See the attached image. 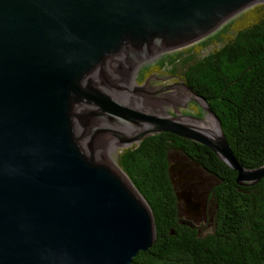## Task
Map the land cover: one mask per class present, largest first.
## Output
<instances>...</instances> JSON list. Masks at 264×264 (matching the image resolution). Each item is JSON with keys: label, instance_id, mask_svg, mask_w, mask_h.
Instances as JSON below:
<instances>
[{"label": "water", "instance_id": "water-1", "mask_svg": "<svg viewBox=\"0 0 264 264\" xmlns=\"http://www.w3.org/2000/svg\"><path fill=\"white\" fill-rule=\"evenodd\" d=\"M260 3L0 0V264H130L154 244L153 211L104 155L108 143L124 149L169 132L211 148L238 172L239 184L264 177V164L249 169L239 161L206 98L180 77L220 134L190 122L205 120L199 116L146 112L117 95L131 91L143 100L154 76L138 83L143 64ZM189 167L170 163V179L197 220L194 191L177 185Z\"/></svg>", "mask_w": 264, "mask_h": 264}, {"label": "trees", "instance_id": "trees-1", "mask_svg": "<svg viewBox=\"0 0 264 264\" xmlns=\"http://www.w3.org/2000/svg\"><path fill=\"white\" fill-rule=\"evenodd\" d=\"M211 44L219 45L201 57L193 52ZM161 71L180 77L206 98L245 167L264 164V3L185 50L144 65L137 80ZM174 152L203 164L218 179L211 232L203 233L180 214L169 172ZM118 164L147 199L157 229L154 244L130 264H264V177L239 184L238 172L211 148L169 132L122 149Z\"/></svg>", "mask_w": 264, "mask_h": 264}, {"label": "rangeland", "instance_id": "rangeland-1", "mask_svg": "<svg viewBox=\"0 0 264 264\" xmlns=\"http://www.w3.org/2000/svg\"><path fill=\"white\" fill-rule=\"evenodd\" d=\"M193 45V44H191ZM189 45V46H191ZM219 44H211L208 45L207 47H204L201 51H198L197 48L193 47V52H195V54H197V57H201L205 54H207L210 50H212L214 47L218 46ZM188 47V46H186ZM178 50H185V47L178 49ZM175 50V51H178ZM197 50V51H195ZM175 51H170V52H166L163 53L161 55H159L158 57H153L150 60H148L147 63L143 64H151L154 63L158 58L162 57L163 55L167 54V53H172ZM186 54H189L186 52ZM142 66V67H143ZM141 67V68H142ZM140 68V69H141ZM140 69L136 74V78L138 79V76L140 74ZM167 69V68H165ZM132 81V79H130ZM181 79L178 76H172L169 73L165 72V71H161V72H155L154 76L149 80L148 82V87H146L147 93L143 92V95L141 98H143V102L144 104L142 105L144 110L146 112H155V113H159V114H163V112L165 113L166 111H171L174 112L175 109H180L184 114H188V115H195V116H199L202 119H205L202 122H193L195 124H198L199 126H202L206 129H209L213 132H218V126H217V122L214 119L213 115L210 114V112H208L204 107L202 101H196L194 100V98H196V96L189 90L187 89L185 86L181 85V84H177L178 82H180ZM133 82V81H132ZM139 83V82H138ZM139 84H145L144 81H142ZM127 94H132V97H137L135 95V93L131 92V91H126ZM125 92H120L117 93L118 98H120V100L125 101ZM178 94V95H176ZM180 94V95H179ZM171 95L170 97L177 96L176 98H172L174 100H176L175 102L171 103V102H165L163 101L162 104V108L160 107H153L150 102L153 98H158V100H163L168 98V96ZM132 99V98H131ZM157 100V101H158ZM194 101L196 102V105L194 103ZM156 102V101H155ZM126 105L128 106H132L131 103L126 102ZM136 108V107H133ZM140 109V108H137ZM142 110V109H140ZM142 110V111H144ZM206 123V126H204L203 124ZM213 125V127L210 126V124ZM124 132L129 133V131L122 129ZM217 130V131H215ZM137 144V143H134ZM133 144V145H134ZM122 150V147H115L111 150V159L118 164V155L119 152ZM105 155V154H104ZM190 161L189 158H187L186 156H184V154L182 153H177L174 152L172 154V158H171V163L173 164H177V163H188ZM119 166V165H118ZM190 170V169H189ZM199 174L193 173L191 172V174H195L197 176L196 180H199V178L204 177L206 179V183L204 185L203 193L202 194H196V189L193 186H186V189H192L195 193L194 195V201L196 202H200V212L202 213L201 216L195 220L193 217H190L186 211L184 210V202L183 200L180 202V214L184 219H188L193 221L194 223H196V225L198 227H200L201 231L203 233H208L211 232L213 230V226H214V221H215V215H216V201L214 198V194H213V188L214 186L217 184L218 179L215 176L210 175L208 172L206 171H199ZM200 176V177H199ZM199 177V178H198ZM202 183V181H201ZM178 185V182H177ZM208 191V195L206 194Z\"/></svg>", "mask_w": 264, "mask_h": 264}, {"label": "flooded vegetation", "instance_id": "flooded-vegetation-1", "mask_svg": "<svg viewBox=\"0 0 264 264\" xmlns=\"http://www.w3.org/2000/svg\"><path fill=\"white\" fill-rule=\"evenodd\" d=\"M154 74H155V72L151 73L147 78H149L150 76H152ZM146 79L144 80V82L146 81ZM176 95H178V94H176ZM170 96L171 95H169L168 97H170ZM174 97L176 98L177 96H174ZM194 103L196 105L195 101H194ZM188 163L190 164V167H189L190 170L188 169V171H186L185 173L182 174V176H181L182 180L178 181V189H186V186L189 185V186L195 187V189L197 191L196 194H202L203 193L202 189L204 188V185L206 183V179L204 177H202V179H201V177L199 176L200 177V178L198 177L199 180H187L186 179V178H188L187 174H191V172H193V173H196V174L200 175L199 171H202V172L206 171L212 176H215V175L212 174L211 172H209L208 168L206 166H204L203 164H200V163H198V162H196L194 160H190ZM201 181H202V183H201ZM206 194L207 195L209 194L208 191H207ZM184 210L187 212V210L185 208H184Z\"/></svg>", "mask_w": 264, "mask_h": 264}, {"label": "bare ground", "instance_id": "bare-ground-1", "mask_svg": "<svg viewBox=\"0 0 264 264\" xmlns=\"http://www.w3.org/2000/svg\"><path fill=\"white\" fill-rule=\"evenodd\" d=\"M132 79V81L134 82V77L133 78H131ZM125 95V102H129V103H131L132 105H134V106H136V107H141L143 104H144V102H143V100H141L140 98H136V97H132L133 95H131V94H127V93H125L124 94ZM132 98V99H131ZM172 98H174V96H172V97H168V98H166V99H163V100H161V102H160V100H158V98H153L152 100H151V102H150V104L153 106V107H160V108H162L163 106H162V102L163 101H165V102H171V103H173V102H175L176 100H174V99H172ZM158 100V101H157ZM156 101V102H155ZM177 102V101H176ZM143 107V106H142ZM163 109V108H162ZM214 117V116H213ZM215 119V118H214ZM190 120V122H202V121H195V120H191V119H189ZM216 120V119H215ZM217 122V121H216ZM210 124V123H209ZM204 126H206V123L205 124H203ZM210 126L211 127H213V125H211L210 124ZM217 126H218V132H214V133H216V134H220V129H219V125H218V122H217ZM206 127H208V126H206ZM209 128V127H208ZM215 131H217V130H215ZM118 146V144H116V143H108L106 146H105V148H104V154H105V156H106V158L108 159V160H110V162L115 166V167H117V168H119V166H118V164H116L112 159H111V150L113 149V148H115V147H117Z\"/></svg>", "mask_w": 264, "mask_h": 264}]
</instances>
